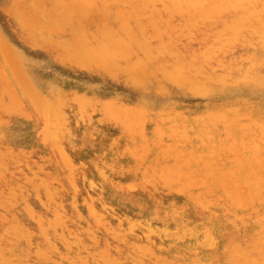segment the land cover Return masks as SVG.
<instances>
[{"label":"rangeland","instance_id":"374dc122","mask_svg":"<svg viewBox=\"0 0 264 264\" xmlns=\"http://www.w3.org/2000/svg\"><path fill=\"white\" fill-rule=\"evenodd\" d=\"M37 3L40 4L41 7H43L44 11H46L47 13H52L54 10L53 6L55 3V0H0V37L3 40V41H1V39H0V41H1L0 42L1 43L0 44V72H1L0 73V76H1L0 82L2 80V83H3V85H2V83H0V93H1L0 94V104L2 103L0 105V110H1L0 111V140L2 138V140H1L2 142L0 141L1 142L0 145H2V147L0 146V150H1L0 156H2V157H0V192H1L0 193V202L2 203V204L0 203V205H1L0 206V217H1L0 218V264H19V263L20 264H82V262H83V264L84 263L85 264H95V263L96 264H115L116 259L118 261V263L116 262V264H131V263H129L130 259L127 256H125V254H122L120 252V248H122V245H123L122 242H120L119 236H117V233L120 230H121L120 232L122 233L123 237L125 236L123 239L126 242L130 243L132 246H135L137 248L146 249L149 252V254L146 258L148 259L150 264H159L158 262H160V264H181V263L182 264H188V263L189 264H216V263L217 264H222V263L223 264H227V263L228 264H241L242 263L243 264V256H241L237 251L239 245L241 244L237 236H235L232 233L219 231L216 228H214V229L212 228L210 231L204 230L203 228H201V226L199 228V226H197V225L193 226L192 232H184L185 229L180 228V222L179 221L175 222L174 216L171 213L172 210H175L178 214V219L179 220L181 219L180 221H183V222L186 221L185 223H188V219L192 215V211H191L192 206H193L192 205V201H193L192 197L197 198V200H200L201 197L203 198L205 196H212V193L215 194V192H218V191H222L224 193V199H231V198H235V197H239V196L241 197L243 195L242 184H239L238 182H236L234 185H232L231 183H226L224 181V178L222 179V177L220 176L221 172L226 170V166L228 164L233 163L229 159L230 157L227 156L228 154L224 152L219 156V160H216V159L212 160L211 162H213L216 165V166H214L215 168H213L212 170H216V172L212 173L211 175L210 174L207 176L205 175L206 177L203 176L198 184H194V183H196V181L193 180V176L186 177L183 179L181 178L179 180L180 182L177 180V178L173 179L172 182H170L169 167L171 165H175L176 163L181 164V161H184V159H183L184 157L178 158L176 156H172L173 157L172 158L171 156H168L169 155L168 153H164L168 148H171L170 146H172L174 143L170 139H160L161 141H159L157 143L154 142V143L150 144V141H151L150 137L154 134L153 130H152L153 128H151L154 126L153 123H151V122H153L152 116H151L152 114L149 115L150 113H148L147 117L143 118L140 121L138 126H136V123H137L136 122L137 121L136 115L139 111L142 112L143 111L142 109L148 110L150 108V110L155 111V110H158L159 108H162V106L165 104L169 105V103L173 107L183 108L185 110L189 109V110H187L188 113H194V112L197 113V112H200V111L207 109V108H211V107H215V106L216 107L221 106L224 103H232V105H239V107L241 106L238 109V111H240V117H243L242 118V121H243L247 118V114H248V112L251 111V109L252 110L253 109L260 110L264 107V96L261 97V95H259L258 92L252 88L242 86V87L238 88L236 90V92H234V94H232V95H230V94H221V95L215 94V95H212L209 97L202 98L203 96L194 95V93L192 92L193 91L192 88L189 89L191 86H190V84H187L188 81L184 82L183 83L184 85L179 86V88L175 87V85H173L172 83L170 84V82H168L167 79H164V76L160 72H158L156 69H153V68H150L149 71L144 72V73L143 72L139 73L136 71V73L134 72L135 74L131 76L130 73L124 72L122 70H112L111 72H108L107 69H105V67H103V66L102 67L97 66V65H95L94 67L90 66L87 64V62L92 57V54H90V53H92L91 49H90L91 50L90 51L88 48L84 52L83 57L85 59L82 56H79L77 58H71V57L65 55L64 52H62L60 50V47H58L56 43L61 42L62 40L63 41L72 40L73 41L72 43H77L78 37L85 36L87 38L92 33H95V31L99 30V28L104 23L108 22L111 24L114 20V12L116 11V7H114V5H112V4H108V5H104V6H102L100 4H95V5H93V8L90 7L91 9L89 8L86 11L77 12L70 18V20L68 21V23L64 27H61L59 32H53V34H51V36L48 39H46V41H44V40H41L40 36H38L37 34H35L34 37H32V33L30 32V30H28L29 28H27L24 25V20L26 18H27L26 20H29L31 23H33V24L36 23V18H38V15L36 13V8L38 7ZM12 6H13V8H12ZM83 12L86 15H84ZM19 15H22V16L18 17ZM95 18H96V20H95ZM89 20H90V22H89ZM83 24H84V26H83ZM85 27H86V29H85ZM61 37H63V38H61ZM28 38H29L30 42L28 41ZM184 43L185 42L183 41L181 45H183ZM3 46H7L6 48L7 49L9 48V50L12 52V54H15L14 56L19 58V61L17 63L18 64L20 63L25 68L24 69L22 67L24 70L20 69L21 71H24V76L21 77V75H23L22 73L18 74V71L14 69V67L16 65L11 64L9 60H8L9 64H11L12 67L7 65V63H6L7 60L5 61L4 54H2L3 53L2 51H4V52L6 51V49H4ZM10 51H6L7 53L5 52V54H8V53L10 54L11 53ZM10 56H12V59H13V55H10ZM5 57H6V55H5ZM30 58H32V59H30ZM15 60H17V59H15ZM1 61L3 64L1 63ZM25 62H27V63H25ZM15 63H16V61H14V64ZM36 67H37V69H36ZM14 70L16 72V74L14 73L16 75V77L20 75L19 76V77H21V78H19L20 80L17 79L18 77L15 78V76L13 74ZM20 70H19V72H21ZM98 71H99V73H98ZM117 71H119V73ZM95 72H96V74H95ZM26 73H28V75ZM25 74H26V76L31 78L33 83L37 82L36 84H34V86L37 85L38 83H39V85L35 86L36 88L33 87L32 82H30L31 81L30 78L25 77ZM34 74H35V76H34ZM101 74H102V76H101ZM123 74H125V75H123ZM143 74L144 75L146 74L149 77H147L146 75H145L146 76L145 77ZM49 77H51V78H49ZM135 77H136V81H133ZM142 77H145L146 79H144ZM23 78L24 79L26 78V79L23 80ZM131 78H133V79H131ZM160 78H162V79H160ZM49 79H51V80L48 82ZM53 79H54V81H53ZM100 79L102 82L100 81ZM138 79H140V81ZM21 80H22V83H21ZM28 80H30L29 82L31 84L28 82ZM157 80H159V81H157ZM118 81H120V82H118ZM6 82L8 83L7 86H9L8 88L10 89L7 91L8 93L4 90L5 89L4 87L6 86ZM150 82L152 85L150 84ZM127 83H128V85H126ZM46 84H48V85H46ZM92 86H94V87H92ZM184 86L186 87L185 89H184ZM1 87L4 91L1 89ZM22 87L25 90L21 89ZM30 87L32 88L31 91H34L33 93H31L29 91L31 89ZM39 87H40V90H37V89H39ZM145 87H147V88H145ZM180 87H182V88H180ZM16 89H18V90H16ZM35 89H36V91H35ZM24 91L30 92L31 97L35 93V96L30 98L28 96V92L25 93ZM154 91L157 93H155ZM187 91H191V92H187ZM39 92H41V94ZM52 92H53V94H51ZM161 92H163V93H161ZM24 93L27 94L25 96V98H24V95H25ZM2 94H3L5 99L3 98ZM8 94H11V95L13 94L14 96H11L12 97L11 98ZM45 94H47V95H45ZM38 95H40L39 96L40 98L39 97L37 98ZM89 95H91V96H89ZM48 96H49V98H48ZM21 97H22V99H21ZM43 97L47 99L46 101H52L55 99H60V101H62V100L63 101H62V103H60V105H58L59 107L56 106L55 108H53V106H51V108H50L51 110L49 111V113H47L48 108L46 107V105L45 106L43 105L42 107L40 105L36 106L37 104H39L41 102V99ZM15 98L17 99V102H16V100H14ZM29 98L32 100H30ZM9 99H11L14 102L13 103H12V101L10 102ZM68 99H70V100H68ZM139 100H141L142 103ZM42 101H44V103H46L45 100H42ZM3 102H4V104H3ZM32 102H35L36 107H34ZM74 102H76L77 104ZM81 102H83L85 105L82 103L83 106H81L82 105ZM7 104H8V106H7ZM61 104H62V106H61ZM64 104H66V105L64 106ZM91 104H93V105H91ZM212 104H214V105H212ZM245 104H247V105H245ZM14 105H16V106H14ZM242 105H244V106H242ZM43 107H45L47 109L45 110V108H43ZM63 107L64 108L66 107V109H63ZM10 108H11V110H10ZM99 109L102 111L99 112L100 111ZM33 110H35V111H33ZM18 111H19V113H18ZM52 111L54 112V114L52 113ZM82 112H84L85 116ZM97 112L100 115L101 114L102 115L100 116ZM123 112L124 113L126 112V113L124 114ZM45 114H46V116H45ZM1 115L4 117H2ZM52 115H53V117H51ZM110 115H112V116H110ZM130 115H131V117H130ZM133 116H136V118L135 117L133 118ZM263 116H264V114H263ZM92 117L95 120L92 119ZM120 117H122L121 120H120ZM51 118H52V120H51ZM127 118H129V119L126 120ZM46 119H48V120H46ZM149 119L151 120V122ZM5 120H7V121H5ZM18 120H19V122H18ZM84 121H86V122H84ZM95 122L98 124H96ZM46 124H47V127H45ZM8 125H9V127H8ZM13 125H14V127H13ZM52 127H54V128H52ZM41 131H42V133H41ZM126 131H127V133H126ZM139 131L141 133H139ZM23 132H25V134ZM90 133H91V135H90ZM30 134H32V135L30 136ZM1 135H3V136H1ZM142 135L144 136V138ZM34 136H37V137H34ZM41 136L44 138H42ZM65 136L66 137L69 136V137L66 138ZM79 139H80V141H79ZM63 141L65 142V144ZM71 141H72V143H71ZM3 143H4V145H3ZM34 143H36V144H34ZM68 143H70V144H68ZM134 143H135V145H133ZM66 144L69 147H66ZM38 146H39V148H38ZM100 146H102V147H100ZM152 148L154 150H152ZM94 149H95V151H94ZM113 150L115 153L113 152ZM151 150H152V152H151ZM30 151H31V153H30ZM9 152H10V154H9ZM23 152L25 155H23ZM153 152H155L156 154ZM158 155H160V156H158ZM129 156H131V157H129ZM92 157H94V158H92ZM125 157H127V158H125ZM10 158H12V160ZM111 158H113V159H111ZM119 158H120V160H119ZM247 158L248 157H245V159H244V157H243L244 160H240L241 161L240 164L244 165V163H246L245 161ZM171 160H173V161H171ZM86 161H88V162H86ZM168 161L170 162V164ZM242 161H244V162H242ZM14 162H15V164H14ZM93 162H95V163H93ZM97 162H98V164H96ZM117 162H118V164H117ZM133 162H135V163H133ZM101 163L103 164V166ZM77 164H79V165L77 166ZM134 164H136V165H134ZM28 166H30L32 169L30 167H29L30 168L29 169ZM152 166H154V167H152ZM124 168H126V169H124ZM52 169L54 172L52 171ZM93 169L95 170V172ZM120 170H121V172H120ZM127 170L129 173L127 172ZM144 170H146L147 172ZM71 171H73V172H71ZM4 172H5V174H4ZM36 173H37V176H36ZM3 175H5V176H3ZM55 177H56V179H55ZM68 177H69V179L70 178H72V179L68 180ZM100 177H101V180H100ZM84 178L86 180H84ZM139 178H140V180H139ZM161 180L164 182H162ZM22 181H23V183H22ZM29 181H30V183H29ZM58 181H60L61 183ZM190 181H192L193 183ZM104 183H105V185H104ZM169 183H170V185H168ZM190 183H192V184H190ZM38 184L41 186V188L39 189L40 196L36 197L35 196L36 194L30 193V191H27V190L29 187H32V185L38 186ZM12 186L15 188H13ZM186 186L191 191L188 190L189 192H187V193H183V191H177V188L180 190V188H184V187L187 188ZM117 187L118 188L120 187V188L118 189ZM107 188H109V189H107ZM111 188L115 189V190H112ZM166 188H167V190H166ZM143 189H144V191H143ZM218 189H221V190H218ZM20 190H23V191L20 192ZM46 190H49V191L52 190L51 193L53 194V200H54L53 205L51 204L52 197H48ZM115 191H117V192H115ZM118 191H120V192H118ZM26 192H29L30 194L26 193ZM109 192H111V193H109ZM113 192H114V194H113ZM99 193H100V195H99ZM162 193H164V194H162ZM166 193H167V195H166ZM117 194L120 195L122 198L120 196H117ZM199 195H200V197H198ZM43 197H47V198L51 199L50 204L54 207H52L50 205L46 206L47 203L45 200H43ZM60 197H61V199H59ZM99 198H101V199H99ZM112 199H113V201H112ZM91 200H93L94 202L93 201L91 202ZM189 200H191V201H189ZM224 202H227V201H224ZM5 205H6V207H5ZM57 205H59L61 208L64 206L63 207L64 210L62 209V212L64 213L63 214V224H60L59 228L54 227L53 231L49 232V231L45 230L46 224L43 222V220H49L52 217L51 213H53V210L57 207ZM104 205H109L110 208L113 206L111 213L115 216H113V218H111L109 220V222H108L109 227L107 226L105 228V230H103V231L94 232V233H92L93 235L90 234V236L83 235L81 233L80 229L82 228V226L85 225V223H86L85 221H89L88 210L91 207H95L98 210H100V209H102V207ZM160 205L170 206V208H168L169 212L167 209L158 208V206H160ZM100 206H101V208H100ZM113 209H114V211H113ZM158 209H160V210H158ZM39 212H40V214H38ZM45 212H46V214H45ZM147 212H148V214H147ZM154 213L157 215H155ZM162 213H163V215H162ZM12 214H14V215H12ZM127 214H129V215H127ZM119 216H121V217H119ZM167 217H168V219H167ZM149 218H150V220H149ZM6 219L8 222L5 221ZM128 220L132 221V222L144 223L145 225L148 226V229L147 230L134 229L131 231L126 226L127 225L126 221H128ZM3 221H5V222H3ZM151 224H152V226H150ZM158 226L160 228H158ZM19 227H20V229H19ZM106 229H107V231H106ZM28 230L29 231L31 230V231L29 232ZM27 231H28V233H27ZM39 232H40V234H39ZM105 232H107L108 234ZM216 232H217V234H216ZM134 233H136V234H134ZM169 233H170V235H168ZM24 234H25V236H24ZM3 236H6V237H3ZM214 236H216V237H214ZM43 237H45V238H43ZM57 237H58V240H57ZM165 237L166 238L169 237L168 241ZM3 238H5V239H3ZM192 238H195V239L193 240ZM74 239L76 241H74ZM81 239H82V241H81ZM159 239H161V240H159ZM77 240H78V242H77ZM249 240H253V239L249 238L247 240L248 244H249ZM6 241H8L9 243ZM46 241L48 243H46ZM177 242H178V244H177ZM115 243H117V244H115ZM148 243H150V244H148ZM152 243H153V245H152ZM184 243H186V244H184ZM85 244L88 246V248H87V246H85ZM92 244H94V245H92ZM22 245H23V247H22ZM41 246H43V247H41ZM18 247H21V248L19 249ZM179 247H181V248H179ZM229 247H230V249H229ZM10 249H12V250H10ZM182 249H184V250H182ZM205 249H206V251H204ZM67 251H68V255H66ZM189 251L191 253H189ZM220 251H222V252H220ZM29 252L31 254H29ZM55 253H56V255H53ZM85 254H86V256H85ZM89 254H91V255H89ZM92 254H93V256H92ZM181 254L184 256H182ZM19 256H21V257H19ZM212 256H214V257L212 258ZM226 256H228V257H226ZM252 256H256V254H253ZM38 257H41V258L39 259ZM58 257L61 260H59ZM237 258H239V259H237ZM20 259L23 261L20 262L21 261ZM105 259H107V260H105ZM154 259L156 262L154 261ZM210 259H211V261H210ZM231 259L232 260L234 259L235 261L234 260L232 261ZM49 260H50V262H49ZM203 260H204V262H203ZM41 261H43V262H41ZM70 261H72V262H70ZM80 261H82V262H80ZM231 262H233V263H231Z\"/></svg>","mask_w":264,"mask_h":264},{"label":"bare ground","instance_id":"6f19581e","mask_svg":"<svg viewBox=\"0 0 264 264\" xmlns=\"http://www.w3.org/2000/svg\"><path fill=\"white\" fill-rule=\"evenodd\" d=\"M102 6L112 4L116 7L114 20L110 24L104 23L99 30L92 33L87 38L80 36L77 43L66 40L56 43L65 55L71 58L83 57L84 52L89 48L92 50V57L87 64L90 66H103L108 72L112 70H122L134 75L137 72H147L150 68L160 72L164 79L175 87L190 84L192 92L196 96L209 97L215 94H234L240 87H249L264 96V0H55L52 13L44 11L43 7L37 3L36 23L24 20V25L29 28L32 37L35 34L41 40L46 41L53 32H59L70 18L77 12L86 11L93 5ZM136 4V5H135ZM13 8V6H12ZM26 8V7H25ZM90 8V9H91ZM94 10V9H93ZM102 10V9H101ZM112 10V9H111ZM54 13V14H53ZM84 13V12H83ZM104 13V12H103ZM15 14V13H14ZM84 15H86L84 13ZM94 15V14H93ZM96 15V14H95ZM22 15H19L20 17ZM95 17V16H94ZM97 17V16H96ZM100 17V16H99ZM98 18V17H97ZM101 18V17H100ZM13 19V18H12ZM14 20V19H13ZM96 20V18H95ZM79 22V21H78ZM83 22V21H82ZM81 22V23H82ZM90 22V20H89ZM88 22V23H89ZM74 23V22H73ZM96 24V23H95ZM76 25V24H75ZM84 26V24H83ZM87 27V26H86ZM85 27V29H86ZM20 28V27H19ZM93 29V28H92ZM91 29V30H92ZM25 30V29H24ZM88 30V29H87ZM27 33V32H26ZM77 33V32H76ZM81 34V33H80ZM63 38V37H61ZM1 39V37H0ZM1 41H3L1 39ZM0 41V42H1ZM29 41V38H28ZM39 41V40H38ZM185 42L183 45L182 42ZM30 42V41H29ZM45 43V42H44ZM1 44V43H0ZM54 44V43H53ZM49 46V45H48ZM7 46H3L6 51H10ZM35 48V47H34ZM3 49V50H4ZM13 49V48H12ZM90 50V51H91ZM5 51V52H6ZM43 51V50H42ZM48 51V50H47ZM4 54L7 65H16L15 70L24 76L25 68L19 63V58L12 52ZM50 52V51H49ZM7 53V52H6ZM41 53V52H40ZM47 53V52H46ZM88 53V52H87ZM86 53V54H87ZM43 54V53H42ZM6 55V57H5ZM13 55V59L12 56ZM9 58H8V57ZM11 57V58H10ZM17 60H15V59ZM28 58V57H27ZM61 58V57H60ZM84 58V57H83ZM32 59V58H30ZM85 59V58H84ZM11 64H9V61ZM13 60V61H12ZM14 61L16 63L14 64ZM75 61V60H74ZM34 62V61H33ZM65 62V61H64ZM2 63V61H1ZM27 63V62H25ZM36 63V62H35ZM54 63V62H53ZM3 64V63H2ZM19 66H18V65ZM29 64V63H28ZM55 64V63H54ZM21 65V66H20ZM27 65V64H26ZM30 65V64H29ZM40 65V64H39ZM148 66V67H147ZM24 69H23V68ZM28 67V66H27ZM68 67V66H67ZM72 67V66H71ZM34 68V67H33ZM77 68V67H76ZM87 68V67H86ZM148 68V69H147ZM21 72H19V70ZM32 69V68H31ZM37 69V67H36ZM48 69V68H47ZM97 69V68H96ZM99 69V68H98ZM13 72V74L16 72ZM52 70V69H51ZM101 70V69H100ZM152 70V69H151ZM28 71V70H27ZM34 71V70H33ZM26 72V71H25ZM119 73V71H117ZM135 72V73H134ZM152 72V71H151ZM1 73V72H0ZM99 73V71H98ZM154 73V72H153ZM14 74L15 78L21 77ZM17 74V75H18ZM28 75V73H26ZM25 77L30 78L28 76ZM58 74V73H57ZM96 74V72H95ZM122 74V73H121ZM149 74V73H148ZM52 75V74H51ZM59 75V74H58ZM90 75V74H89ZM107 75V74H106ZM125 75V74H123ZM137 75V74H136ZM144 75V74H143ZM146 75V74H145ZM144 75V76H145ZM161 75V76H162ZM35 76V74H34ZM54 76V75H53ZM102 76V74H101ZM147 76V75H146ZM145 76V77H146ZM1 77V76H0ZM52 77V76H51ZM49 77V78H51ZM99 77V76H98ZM145 77H142L146 79ZM149 77V76H147ZM160 77V76H159ZM124 78V77H123ZM151 78V77H150ZM26 79V78H25ZM23 78V80H25ZM133 79V78H131ZM162 79V78H160ZM4 80V79H3ZM20 80V79H19ZM31 80V78H30ZM28 80V82L30 81ZM44 80V79H43ZM51 79L48 80V82ZM106 80V79H105ZM111 80V79H110ZM127 80V79H126ZM140 81V79H138ZM5 81V80H4ZM54 81V79H53ZM101 81V79H100ZM133 81H136V77ZM159 81V80H157ZM164 81V80H163ZM166 81V82H167ZM32 82V80L30 81ZM29 82V83H30ZM35 82V81H34ZM47 82V83H48ZM63 82V81H62ZM70 82V81H69ZM102 82V81H101ZM120 82V81H118ZM123 82V81H122ZM2 83V80L1 82ZM22 83V80H21ZM24 83V82H23ZM37 83V82H36ZM39 85V83L37 85ZM52 83V82H51ZM55 83V82H54ZM64 83V82H63ZM82 83V82H81ZM117 83V82H116ZM146 83V82H145ZM31 84V83H30ZM72 84V83H71ZM84 84V83H83ZM135 84V83H134ZM151 84V82H150ZM3 85V83H2ZM4 87L7 92L10 90ZM19 85V84H18ZM48 85V84H46ZM128 85V83L126 84ZM149 85V84H148ZM152 85V84H151ZM157 85V84H156ZM58 86V85H57ZM84 86V85H83ZM96 86V85H95ZM130 86V85H129ZM164 86V85H163ZM32 87V86H31ZM30 87V88H31ZM49 87V86H48ZM94 87V86H92ZM133 87V86H132ZM137 87V86H136ZM158 87V86H157ZM156 87V88H157ZM36 88V87H35ZM38 88V87H37ZM88 88V87H87ZM91 88V87H90ZM115 88V87H114ZM147 88V87H145ZM164 88V87H163ZM182 88V87H180ZM186 87L184 86V89ZM2 89V87H1ZM7 89V90H6ZM23 89V87L21 88ZM97 89V88H96ZM136 89V88H135ZM3 90V89H2ZM3 90V91H4ZM18 90V89H16ZM25 90V89H23ZM32 88L29 90L31 93ZM40 90V87L39 89ZM50 90V89H49ZM74 90V89H73ZM72 90V91H73ZM146 90V89H145ZM153 90V89H152ZM156 90V89H155ZM36 91V89H35ZM42 91V90H41ZM47 91V90H46ZM63 91V90H62ZM2 92V91H1ZM17 92V91H16ZM25 92V91H24ZM28 92V91H26ZM25 92V93H26ZM30 92L28 96L31 97ZM56 92V91H55ZM143 92V91H142ZM155 92V91H154ZM181 92V91H180ZM191 92V91H187ZM3 93V92H2ZM8 93V92H7ZM24 93V94H25ZM41 94V92H39ZM69 93V92H68ZM115 93V92H114ZM157 93V92H155ZM163 93V92H161ZM167 93V92H166ZM1 94V93H0ZM38 94V93H37ZM53 94V92L51 93ZM67 94V93H66ZM93 94V93H92ZM182 94V93H181ZM10 97L13 94H8ZM27 94L24 95V98ZM43 95V94H42ZM47 95V94H45ZM3 96V94H2ZM1 96V97H2ZM6 96V95H5ZM20 96V95H19ZM40 95L37 96V98ZM44 96V95H43ZM71 96V95H70ZM91 96V95H89ZM93 96V95H92ZM168 96V95H167ZM191 96V95H190ZM189 96V97H190ZM64 97V96H63ZM62 97V98H63ZM115 97V96H114ZM192 97V96H191ZM195 97V96H194ZM4 98V96H3ZM2 98V99H3ZM12 98V97H11ZM14 98V97H13ZM29 98V99H30ZM40 98V97H39ZM49 98V96H48ZM56 98V97H55ZM111 98V97H110ZM5 99V98H4ZM22 99V97H21ZM100 99V98H99ZM7 100V99H6ZM10 102L12 101L9 99ZM14 100L17 99L15 98ZM26 100V99H25ZM32 100V99H30ZM45 100L46 103H44ZM42 98L39 104L32 102L34 107L51 106L55 108L62 101L55 99L46 101ZM70 100V99H68ZM73 100V99H72ZM104 100V99H103ZM8 101V100H7ZM34 101V100H33ZM125 101V100H124ZM128 101V100H127ZM141 102V100H139ZM238 101V100H237ZM241 101V100H240ZM14 101H12L13 103ZM28 102V101H27ZM91 102V101H90ZM253 102V101H252ZM66 103V102H65ZM76 103V102H74ZM73 103V104H74ZM83 102H81L82 104ZM92 103V102H91ZM119 103V102H118ZM127 103V102H126ZM136 103V102H135ZM142 103V102H141ZM241 103V102H240ZM2 104V103H1ZM0 104V105H1ZM4 104V102H3ZM15 104V103H14ZM18 104V103H17ZM22 104V103H21ZM77 104V103H76ZM84 104V103H83ZM83 104L81 106H83ZM174 104V103H173ZM36 105V106H35ZM66 104H64L65 106ZM85 105V104H84ZM93 105V104H91ZM99 105V104H98ZM134 105V104H133ZM214 105V104H212ZM247 105V104H245ZM8 106V104H7ZM10 106V105H9ZM16 106V105H14ZM62 106V104H61ZM96 106V105H95ZM131 106V105H130ZM147 106V105H146ZM244 106V105H242ZM250 106V105H249ZM59 107V106H58ZM85 107V106H84ZM101 107V106H100ZM241 107V106H240ZM239 105L224 103L218 107L204 109L197 113H188L183 108L173 107L170 103L165 104L158 110L142 109L137 113V123L147 117L152 116L153 135L150 137L151 143H157L160 139H170L174 143L164 153L168 156L184 157L181 164L176 163L169 167L170 182L173 179L179 181L181 178L193 176L194 184H198L203 176L216 172L212 170L216 166L212 160H219L222 153H227L232 164L226 166V170L220 176L226 183L234 185L236 182L242 184L243 195L231 199H224L222 191L212 193V196L201 197L200 200L192 197V215L188 223L180 221L178 214L172 210L175 222H180V228L184 232H192L193 226H201L204 230L216 228L219 231L232 233L238 237L240 245L238 253L243 256V264H264V107L260 110L251 109L247 118L242 121L240 117ZM253 107V106H252ZM98 108V107H97ZM254 108V107H253ZM9 109V108H8ZM13 109V108H12ZM34 109V108H33ZM42 109V108H41ZM63 109H66V107ZM103 109V108H102ZM113 109V108H112ZM147 109V108H146ZM243 109V108H242ZM248 109V108H247ZM11 110V108H10ZM31 110V109H30ZM58 110V109H57ZM97 110V109H96ZM100 110V109H99ZM1 111V110H0ZM5 111V110H4ZM35 111V110H33ZM59 111V110H58ZM61 111V110H60ZM75 111V110H74ZM98 111V110H97ZM100 110L99 112H101ZM114 111V110H113ZM25 112V111H24ZM39 112V111H38ZM86 112V111H85ZM120 112V111H119ZM122 112V111H121ZM19 113V111H18ZM54 114V112L52 111ZM84 114V112H82ZM93 113V112H92ZM98 113V112H97ZM124 113V112H123ZM126 113V112H125ZM124 113V114H125ZM26 114V113H25ZM99 114V113H98ZM119 114V113H118ZM128 114V113H127ZM242 114V113H241ZM245 114V113H244ZM4 115V114H3ZM7 115V114H6ZM12 115V114H11ZM69 115V114H68ZM72 115V114H71ZM78 115V114H77ZM100 115V114H99ZM102 115V114H101ZM100 115V116H101ZM2 116V115H1ZM8 116V115H7ZM14 116V115H13ZM38 116V115H37ZM42 116V115H41ZM46 116V114H45ZM63 116V115H62ZM85 116V114H84ZM112 116V115H110ZM118 116V115H117ZM128 116V115H127ZM136 116H133V118ZM4 117V116H2ZM12 117V116H11ZM15 117V116H14ZM53 117V115L51 116ZM57 117V116H56ZM126 117V116H125ZM131 117V115H130ZM7 118V117H6ZM21 118V117H20ZM44 118V117H43ZM42 118V119H43ZM69 118V117H68ZM74 118V117H73ZM122 117H120L121 120ZM58 119V118H57ZM78 119V118H77ZM90 119V118H89ZM92 119H94L92 117ZM127 118L126 120H128ZM48 120V119H46ZM52 120V118H51ZM95 120V119H94ZM7 121V120H5ZM116 121V120H115ZM19 122V120H18ZM44 122V121H43ZM86 122V121H84ZM88 122V121H87ZM94 122V121H93ZM100 122V121H99ZM103 122V121H102ZM101 122V123H102ZM63 123V122H62ZM96 123V122H95ZM111 123V122H110ZM115 123V122H114ZM124 123V122H123ZM5 124V123H4ZM98 124V123H96ZM107 124V123H106ZM3 125V124H2ZM43 125V124H42ZM65 125V124H64ZM69 125V124H68ZM81 125V124H80ZM85 125V124H84ZM120 125V124H119ZM124 125V124H123ZM4 126V125H3ZM7 126V125H6ZM22 126V125H21ZM86 126V125H85ZM105 126V125H104ZM122 126V125H121ZM120 126V127H121ZM127 126V125H126ZM131 126V125H130ZM9 127V125H8ZM14 127V125H13ZM32 127V126H31ZM30 127V128H31ZM47 127V124L46 126ZM63 127V126H62ZM87 127V126H86ZM85 127V128H86ZM100 127V126H99ZM54 128V127H52ZM60 128V127H59ZM75 128V127H74ZM9 129V128H8ZM64 129V128H63ZM78 129V128H77ZM91 129V128H90ZM145 129V128H144ZM3 130V129H2ZM24 130V129H23ZM58 130V129H57ZM70 130V129H69ZM124 130V129H123ZM130 130V129H129ZM134 130V129H133ZM13 131V130H12ZM52 131V130H51ZM63 131V130H62ZM94 131V130H93ZM92 131V132H93ZM135 131V130H134ZM6 132V131H5ZM18 132V131H17ZM44 132V131H43ZM53 132V131H52ZM64 132V131H63ZM71 132V131H70ZM25 134V132H23ZM40 133V132H39ZM42 133V131H41ZM100 133V132H99ZM127 133V131H126ZM139 133H141L139 131ZM145 133V132H144ZM58 134V133H57ZM68 134V133H67ZM102 134V133H101ZM121 134V133H120ZM130 134V133H129ZM133 134V133H132ZM152 134V133H151ZM22 135V134H21ZM32 134H30L31 136ZM59 135V134H58ZM66 135V134H65ZM78 135V134H77ZM91 135V133H90ZM95 135V134H94ZM98 135V134H97ZM96 135V136H97ZM3 136V135H1ZM24 136V135H23ZM26 136V135H25ZM45 136V135H44ZM48 136V135H47ZM46 136V137H47ZM50 136V135H49ZM64 136V135H63ZM62 136V137H63ZM100 136V135H99ZM137 136V135H136ZM143 136V135H142ZM141 136V137H142ZM37 137V136H34ZM42 137V136H41ZM61 137V138H62ZM66 137V136H65ZM67 136L66 138H68ZM71 137V136H70ZM120 137V136H119ZM127 137V136H126ZM140 137V136H139ZM148 137V136H147ZM5 138V137H4ZM3 138V139H4ZM44 138V137H42ZM60 138V137H59ZM84 138V137H83ZM99 138V137H98ZM101 138V137H100ZM103 138V137H102ZM107 138V137H106ZM135 138V137H134ZM144 138V136H143ZM51 139V138H50ZM74 139V138H73ZM85 139V138H84ZM83 139V140H84ZM97 139V138H96ZM108 139V138H107ZM119 139V138H118ZM2 140V138H1ZM0 140V141H1ZM40 140V139H39ZM48 140V139H47ZM61 140V139H60ZM65 140V139H64ZM69 140V139H68ZM82 140V139H81ZM86 140V139H85ZM103 140V139H102ZM148 140V139H147ZM24 141V140H23ZM35 141V140H34ZM70 141V140H69ZM78 141V140H77ZM80 141V139H79ZM2 142V141H1ZM0 142V144H1ZM26 142V141H25ZM62 142V141H61ZM64 142V141H63ZM84 142V141H83ZM127 142V141H126ZM136 142V141H135ZM164 142V141H163ZM7 143V142H6ZM31 143V142H30ZM42 143V142H41ZM45 143V142H44ZM50 143V142H49ZM57 143V142H56ZM72 143V141H71ZM93 143V142H92ZM100 143V142H99ZM123 143V142H122ZM137 143V142H136ZM36 144V143H34ZM40 144V143H39ZM51 144V143H50ZM65 144V142H64ZM70 144V143H68ZM85 144V143H84ZM112 144V143H111ZM115 144V143H114ZM113 144V145H114ZM125 144V143H124ZM149 144V143H148ZM4 145V143H3ZM87 145V144H86ZM105 145V144H104ZM118 145V144H117ZM135 145V143L133 144ZM2 147V145H0ZM60 146V145H59ZM58 146V147H59ZM116 146V145H115ZM123 146V145H122ZM4 147V146H3ZM15 147V146H14ZM50 147V146H49ZM52 147V146H51ZM66 147L67 146L66 144ZM85 147V146H84ZM92 147V146H91ZM102 147V146H100ZM158 147V146H157ZM36 148V147H35ZM39 148V146H38ZM73 148V147H72ZM82 148V147H81ZM124 148V147H123ZM4 149V148H3ZM28 149V148H27ZM43 149V148H42ZM51 149V148H50ZM56 149V148H55ZM70 149V148H69ZM100 149V148H99ZM106 149V148H105ZM40 150V149H39ZM127 150V149H126ZM140 150V149H139ZM152 150H154L152 148ZM151 150V152H152ZM1 151V150H0ZM3 151V150H2ZM20 151V150H19ZM43 151V150H42ZM57 151V150H56ZM90 151V150H89ZM95 151V149H94ZM118 151V150H117ZM150 151V150H149ZM148 151V152H149ZM156 151V150H155ZM161 151V150H160ZM45 152V151H44ZM52 152V151H51ZM76 152V151H75ZM114 152V150H113ZM162 152V151H161ZM4 153V152H3ZM26 153V152H25ZM31 153V151H30ZM42 153V152H41ZM66 153V152H65ZM91 153V152H90ZM107 153V152H106ZM115 153V152H114ZM117 153V152H116ZM124 153V152H123ZM155 153V152H153ZM10 154V152H9ZM14 154V153H13ZM59 154V153H58ZM87 154V153H86ZM85 154V155H86ZM93 154V153H92ZM149 154V153H148ZM156 154V153H155ZM1 155V154H0ZM19 155V154H18ZM17 155V156H18ZM23 155L24 152H23ZM47 155V154H46ZM53 155V154H52ZM94 155V154H93ZM120 155V154H119ZM126 155V154H125ZM76 156V155H75ZM106 156V155H105ZM111 156V155H110ZM160 156V155H158ZM2 157V156H0ZM22 157V156H21ZM20 157V158H21ZM113 157V156H112ZM131 157V156H129ZM244 165L240 160H244ZM4 158V157H3ZM40 158V157H39ZM49 158V157H48ZM47 158V159H48ZM61 158V157H60ZM94 158V157H92ZM127 158V157H125ZM173 158V157H172ZM232 158V159H231ZM12 160V158H10ZM15 159V158H14ZM26 159V158H25ZM38 159V158H37ZM45 159V158H44ZM62 159V158H61ZM110 159V158H109ZM113 159V158H111ZM97 160V159H96ZM115 160V159H114ZM120 160V158H119ZM135 160V159H134ZM133 160V161H134ZM137 160V159H136ZM168 160V159H167ZM175 160V159H174ZM7 161V160H6ZM5 161V162H6ZM16 161V160H15ZM43 161V160H42ZM45 161V160H44ZM102 161V160H101ZM107 161V160H106ZM110 161V160H109ZM173 161V160H171ZM228 161V160H227ZM56 162V161H55ZM88 162V161H86ZM119 162V161H118ZM117 162V164H118ZM126 162V161H125ZM138 162V161H137ZM161 162V161H160ZM166 162V161H165ZM169 162V161H168ZM180 162V161H179ZM244 162V161H242ZM38 163V162H37ZM48 163V162H47ZM95 163V162H93ZM135 163V162H133ZM163 163V162H162ZM167 163V162H166ZM226 163V162H225ZM4 164V163H3ZM15 164V162H14ZM55 164V163H54ZM80 164V163H79ZM77 164V166L79 165ZM90 164V163H89ZM98 164V162L96 163ZM102 164V163H101ZM111 164V163H110ZM120 164V163H119ZM137 164V163H136ZM134 164V165H136ZM160 164V163H159ZM170 164V162H169ZM13 165V164H12ZM129 165V164H128ZM127 165V166H128ZM3 166V165H2ZM19 166V165H18ZM17 166V167H18ZM103 166V164H102ZM120 166V165H119ZM126 166V165H125ZM132 166V165H131ZM7 167V166H6ZM14 167V166H13ZM30 166H28L29 168ZM43 167V166H42ZM66 167V166H65ZM100 167V166H99ZM129 167V166H128ZM136 167V166H135ZM149 167V166H148ZM154 167V166H152ZM166 167V166H165ZM16 168V167H15ZM20 168V167H19ZM31 168V167H30ZM29 168V169H30ZM52 168V167H51ZM92 168V167H91ZM119 168V167H118ZM131 168V167H130ZM133 168V167H132ZM159 168V167H158ZM32 169V168H31ZM44 169V168H43ZM61 169V168H60ZM117 169V168H116ZM126 169V168H124ZM4 170V169H3ZM40 170V169H39ZM94 170V169H93ZM147 170V169H146ZM144 170V171H146ZM157 170V169H156ZM29 171V170H28ZM53 171V169H52ZM70 171V170H69ZM100 171V170H99ZM143 171V172H144ZM3 172V171H2ZM14 172V171H13ZM18 172V171H17ZM54 172V171H53ZM68 172V171H67ZM73 172V171H71ZM70 172V173H71ZM90 172V171H89ZM95 172V170H94ZM113 172V171H112ZM119 172V171H118ZM121 172V170H120ZM128 172V170H127ZM147 172V171H146ZM145 172V173H146ZM151 172V171H150ZM10 173V172H9ZM31 173V172H30ZM129 173V172H128ZM133 173V172H132ZM149 173V172H148ZM5 174V172H4ZM108 174V173H107ZM122 174V173H121ZM164 174V173H163ZM169 174V173H168ZM167 174V175H168ZM22 175V174H21ZM32 175V174H31ZM92 175V174H91ZM90 175V176H91ZM94 175V174H93ZM153 175V174H152ZM5 176V175H3ZM2 176V177H3ZM17 176V175H16ZM20 176V175H19ZM37 176V173H36ZM48 176V175H47ZM58 176V175H57ZM68 176V175H67ZM147 176V175H146ZM156 176V175H155ZM205 176V177H206ZM66 177V176H65ZM70 177V176H69ZM68 180L72 179L70 178ZM92 177V176H91ZM117 177V176H116ZM143 177V176H142ZM160 177V176H159ZM8 178V177H7ZM11 178V177H10ZM34 178V177H33ZM36 178V177H35ZM107 178V177H106ZM110 178V177H109ZM136 178V177H135ZM2 179V178H1ZM4 179V178H3ZM32 179V178H31ZM56 179V177H55ZM153 179V178H152ZM204 179V178H203ZM33 180V179H32ZM67 180V179H66ZM84 180H86L84 178ZM97 180V179H96ZM101 180V177H100ZM105 180V179H104ZM109 180V179H108ZM140 180V178H139ZM185 180V179H184ZM208 180V179H207ZM10 181V180H9ZM38 181V180H37ZM48 181V180H47ZM73 181V180H72ZM128 181V180H127ZM126 181V182H127ZM162 181V180H161ZM7 182V181H6ZM35 182V181H34ZM46 182V181H45ZM60 182V181H58ZM93 182V181H92ZM102 182V181H101ZM105 182V181H104ZM112 182V181H111ZM115 182V181H114ZM125 182V181H124ZM135 182V181H134ZM152 182V181H151ZM164 182V181H162ZM180 182V181H179ZM178 182V183H179ZM192 182V181H190ZM23 183V181H22ZM30 183V181H29ZM33 183V182H32ZM48 183V182H47ZM61 183V182H60ZM95 183V182H94ZM140 183V182H139ZM143 183V182H142ZM148 183V182H147ZM167 183V182H166ZM193 183V182H192ZM190 183V184H192ZM5 184V183H4ZM16 184V183H15ZM37 184V183H36ZM49 184V183H48ZM75 184V183H74ZM101 184V183H100ZM115 184V183H114ZM154 184V183H153ZM173 184V183H172ZM180 184V183H179ZM22 185V184H21ZM51 185V184H50ZM60 185V184H59ZM89 185V184H88ZM87 185V186H88ZM105 185V183H104ZM120 185V184H119ZM170 185V183L168 184ZM174 185V184H173ZM176 185V184H175ZM181 185V184H180ZM48 186V185H47ZM62 186V185H61ZM101 186V185H100ZM139 186V185H138ZM152 186V185H151ZM196 186V185H195ZM4 187V186H3ZM6 187V186H5ZM8 187V186H7ZM13 187V186H12ZM93 187V186H92ZM103 187V186H102ZM108 187V186H107ZM126 187V186H125ZM172 187V186H171ZM187 187V186H186ZM193 187V186H192ZM15 188V187H13ZM41 186L29 187L27 191L39 197ZM44 188V187H43ZM50 188V187H49ZM118 188V187H117ZM120 188V187H119ZM118 188V189H119ZM130 188V187H129ZM140 188V187H139ZM59 189V188H58ZM89 189V188H88ZM109 189V188H107ZM112 189V188H111ZM142 189V188H141ZM146 189V188H145ZM14 190V189H13ZM50 190V189H49ZM46 190L48 197H43L46 206L54 204L53 194ZM66 190V189H65ZM73 190V189H72ZM93 190V189H92ZM105 190V189H104ZM115 190V189H112ZM117 190V189H116ZM132 190V189H131ZM149 190V189H148ZM167 190V188H166ZM187 188H177V191L187 193L191 190ZM201 190V189H200ZM221 190V189H218ZM23 190H20V192ZM26 191V190H25ZM32 191V192H31ZM100 191V190H99ZM98 191V192H99ZM144 191V189H143ZM142 191V192H143ZM171 191V190H170ZM117 192V191H115ZM120 192V191H118ZM161 192V191H160ZM1 193V192H0ZM9 193V192H8ZM29 193V192H26ZM29 193V194H30ZM88 193V192H87ZM103 193V192H102ZM101 193V194H102ZM111 193V192H109ZM122 193V192H121ZM126 193V192H125ZM158 193V192H157ZM45 194V193H44ZM108 194V193H107ZM114 194V192H113ZM164 194V193H162ZM170 194V193H169ZM182 194V193H181ZM194 194V193H193ZM17 195V194H16ZM50 195V196H49ZM100 195V193H99ZM116 195V194H115ZM167 195V193H166ZM191 195V194H190ZM9 196V195H8ZM22 196V195H21ZM29 196V195H28ZM34 196V195H33ZM55 196V195H54ZM111 196V195H110ZM113 196V195H112ZM117 196H120L117 194ZM3 197V196H2ZM93 197V196H92ZM95 197V196H94ZM100 197V196H99ZM121 197V196H120ZM119 197V198H120ZM128 197V196H127ZM126 197V198H127ZM148 197V196H147ZM200 197V195L198 196ZM63 198V197H62ZM81 198V197H80ZM96 198V197H95ZM122 198V197H121ZM120 198V199H121ZM124 198V197H123ZM189 198V197H188ZM5 199V198H4ZM7 199V198H6ZM14 199V198H13ZM25 199V198H24ZM29 199V198H28ZM61 199V197L59 198ZM71 199V198H70ZM83 199V198H82ZM101 199V198H99ZM51 200V204H50ZM90 200V199H89ZM88 200V201H89ZM95 200V199H94ZM16 201V200H15ZM24 201V200H23ZM87 201V200H86ZM93 200H91L92 202ZM96 201V200H95ZM113 201V199H112ZM121 201V200H120ZM119 201V202H120ZM173 201V200H172ZM191 201V200H189ZM227 201V202H224ZM13 202V201H12ZM26 202V201H25ZM56 202V201H55ZM59 202V201H58ZM94 202V201H93ZM97 202V201H96ZM108 202V201H107ZM169 202V201H168ZM174 202V201H173ZM1 203V202H0ZM61 203V202H60ZM65 203V202H64ZM101 203V202H100ZM121 203V202H120ZM125 203V202H124ZM184 203V202H183ZM2 204V203H1ZM15 204V203H14ZM57 204V203H56ZM81 204V203H80ZM114 204V203H113ZM139 204V203H138ZM168 204V203H167ZM185 204V203H184ZM10 205V204H9ZM64 205V204H63ZM76 205V204H75ZM93 205V204H92ZM121 205V204H120ZM175 205V204H174ZM180 205V204H179ZM1 206V205H0ZM24 206V205H23ZM72 206V205H71ZM119 206V205H118ZM178 206V205H177ZM191 206V205H190ZM6 207V205H5ZM54 207V206H52ZM51 207V208H52ZM56 207V206H55ZM64 207V206H63ZM59 205L53 210L49 220H43L46 224L45 230L51 232L54 227L59 228L63 224V212ZM75 207V206H74ZM89 207V206H88ZM113 207V206H112ZM112 207L104 205L98 210L91 207L88 210L89 221L80 229L85 236L103 231L108 226V222L113 215ZM120 207V206H119ZM125 207V206H124ZM156 207V206H155ZM173 207V206H172ZM33 208V207H32ZM40 208V207H39ZM87 208V207H86ZM85 208V209H86ZM101 208V206H100ZM118 208V207H117ZM145 208V207H144ZM160 209H167L170 206L160 205ZM6 209V208H5ZM74 209V208H73ZM135 209V208H134ZM158 209V210H160ZM187 209V208H186ZM24 210V209H23ZM47 210V209H46ZM51 210V209H50ZM64 210V209H63ZM72 210V209H71ZM122 210V209H121ZM154 210V209H153ZM171 210V209H170ZM12 211V210H11ZM15 211V210H14ZM17 211V210H16ZM48 211V210H47ZM85 211V210H84ZM114 211V209H113ZM146 211V210H145ZM163 211V210H162ZM27 212V211H26ZM29 212V211H28ZM40 214V212L38 213ZM46 214V212H45ZM125 214V213H124ZM148 214V212H147ZM155 214V213H154ZM187 214V213H186ZM2 215V214H1ZM14 215V214H12ZM71 215V214H70ZM75 215V214H74ZM119 215V214H118ZM129 215V214H127ZM157 215V214H155ZM163 215V213H162ZM181 215V214H180ZM3 216V215H2ZM41 216V215H40ZM148 216V215H147ZM150 216V215H149ZM34 217V216H33ZM75 217V216H74ZM87 217V218H88ZM121 217V216H119ZM127 217V216H126ZM130 217V216H129ZM154 217V216H153ZM1 218V217H0ZM13 218V217H12ZM27 218V217H26ZM36 218V217H35ZM69 218V217H68ZM124 218V217H123ZM133 218V217H132ZM71 219V218H70ZM76 219V218H75ZM142 219V218H141ZM153 219V218H152ZM168 219V217H167ZM173 219V218H172ZM15 220V219H14ZM18 220V219H17ZM74 220V219H73ZM150 220V218H149ZM154 220V219H153ZM184 220V219H183ZM6 222L7 219L5 220ZM3 221V222H5ZM40 221V220H39ZM143 221V220H142ZM73 222V221H72ZM71 222V223H72ZM81 222V221H80ZM145 222V221H144ZM150 222V221H149ZM13 223V222H12ZM21 223V222H20ZM70 223V222H69ZM118 223V222H117ZM121 223V222H120ZM119 223V224H120ZM127 227L147 230L148 226L141 222L126 221ZM18 224V223H17ZM41 224V223H40ZM75 224V223H74ZM20 225V224H19ZM42 225V224H41ZM149 225V224H148ZM154 225V224H153ZM62 226V225H61ZM64 226V225H63ZM152 226V224L150 225ZM156 226V225H155ZM167 226V225H166ZM196 226V227H197ZM24 227V226H23ZM38 227V226H37ZM80 227V226H79ZM109 227V226H108ZM177 227V226H176ZM10 228V227H9ZM27 228V227H26ZM68 228V227H67ZM77 228V227H76ZM119 228V227H118ZM158 228H160L158 226ZM164 228V227H163ZM3 229V228H2ZM20 229V227H19ZM22 229V228H21ZM28 229V228H27ZM41 229V228H40ZM116 229V228H115ZM157 229V228H156ZM60 230V229H59ZM78 230V229H77ZM125 230V229H124ZM128 230V229H127ZM176 230V229H175ZM29 231V230H28ZM27 231V233H28ZM31 231V230H30ZM29 231V232H30ZM39 231V230H38ZM67 231V230H66ZM73 231V230H72ZM107 231V229H106ZM121 231V230H120ZM118 231L117 236L122 242L120 252L130 259L131 264H150L146 258L149 252L146 249L137 248L126 242L122 233ZM140 231V230H139ZM8 232V231H7ZM12 232V231H11ZM24 232V231H23ZM22 232V233H23ZM34 232V231H33ZM60 232V231H59ZM75 232V231H74ZM141 232V231H140ZM143 232V231H142ZM15 233V232H14ZM76 233V232H75ZM78 233V232H77ZM80 233V232H79ZM107 233V232H105ZM111 233V232H110ZM126 233V232H125ZM161 233V232H160ZM174 233V232H173ZM180 233V232H179ZM201 233V232H200ZM13 234V233H12ZM26 234V233H25ZM24 234V236H25ZM31 234V233H30ZM40 234V232H39ZM50 234V233H49ZM48 234V235H49ZM108 234V233H107ZM113 234V233H112ZM111 234V235H112ZM136 234V233H134ZM212 234V233H211ZM217 234V232H216ZM215 234V235H216ZM6 235V234H5ZM11 235V234H10ZM34 235V234H33ZM42 235V234H41ZM51 235V234H50ZM93 235V234H92ZM110 235V234H109ZM166 235V234H165ZM170 235V233L168 234ZM185 235V234H184ZM8 236V235H7ZM56 236V235H55ZM97 236V235H96ZM140 236V235H139ZM144 236V235H143ZM160 236V235H159ZM167 236V235H166ZM183 236V235H182ZM223 236V235H222ZM6 237V236H3ZM40 237V236H39ZM100 237V236H99ZM98 237V238H99ZM110 237V236H109ZM200 237V236H199ZM216 237V236H214ZM14 238V237H13ZM23 238V237H22ZM30 238V237H29ZM45 238V237H43ZM50 238V237H49ZM75 238V237H74ZM88 238V237H87ZM97 238V237H96ZM103 238V237H102ZM105 238V237H104ZM112 238V237H111ZM130 238V237H129ZM166 238V237H165ZM169 238V237H168ZM168 238L167 241H168ZM186 238V237H185ZM249 240V244L247 240ZM5 239V238H3ZM10 239V238H9ZM15 239V238H14ZM31 239V238H30ZM193 240L195 238H192ZM54 240V239H53ZM58 240V237H57ZM99 240V239H98ZM148 240V239H147ZM161 240V239H159ZM229 240V239H228ZM19 241V240H18ZM43 241V240H42ZM56 241V240H55ZM74 241H76L74 239ZM82 241V239H81ZM80 241V242H81ZM146 241V240H145ZM173 241V240H172ZM180 241V240H179ZM199 241V240H198ZM203 241V240H202ZM251 241V242H250ZM253 241V242H252ZM8 242V241H6ZM27 242V241H26ZM78 242V240H77ZM85 242V241H84ZM95 242V241H94ZM98 242V241H97ZM140 242V241H139ZM151 242V241H150ZM171 242V241H170ZM9 243V242H8ZM39 243V242H38ZM46 243H48L46 241ZM64 243V242H63ZM96 243V242H95ZM118 243V242H117ZM115 243V244H117ZM142 243V242H141ZM172 243V242H171ZM227 243V242H226ZM229 243V242H228ZM233 243V242H232ZM17 244V243H16ZM15 244V245H16ZM25 244V243H24ZM41 244V243H40ZM113 244V243H112ZM150 244V243H148ZM178 244V242H177ZM186 244V243H184ZM196 244V243H195ZM200 244V243H199ZM202 244V243H201ZM217 244V243H216ZM26 245V244H25ZM52 245V244H51ZM91 245V244H90ZM94 245V244H92ZM96 245V244H95ZM153 245V243H152ZM226 245V244H225ZM12 246V245H11ZM56 246V245H55ZM72 246V245H71ZM70 246V247H71ZM75 246V245H74ZM80 246V245H79ZM85 246H87L85 244ZM113 246V245H112ZM162 246V245H161ZM173 246V245H172ZM199 246V245H198ZM209 246V245H208ZM231 246V245H230ZM10 247V246H9ZM23 247V245H22ZM30 247V246H29ZM40 247V246H39ZM43 247V246H41ZM45 247V246H44ZM47 247V246H46ZM84 247V246H83ZM104 247V246H103ZM107 247V246H106ZM118 247V246H117ZM167 247V246H166ZM176 247V246H175ZM182 247V246H181ZM179 247V248H181ZM192 247V246H191ZM195 247V246H194ZM197 247V246H196ZM216 247V246H215ZM7 248V247H6ZM11 248V247H10ZM19 249L21 247H18ZM27 248V247H26ZM49 248V247H48ZM47 248V249H48ZM88 248V246H87ZM93 248V247H92ZM100 248V247H99ZM183 248V247H182ZM203 248V247H202ZM225 248V247H224ZM66 249V248H65ZM86 249V248H85ZM119 249V248H118ZM117 249V250H118ZM156 249V248H155ZM167 249V248H166ZM177 249V248H176ZM195 249V248H194ZM201 249V248H200ZM212 249V248H211ZM210 249V250H211ZM215 249V248H214ZM227 249V248H226ZM230 249V247H229ZM2 250V249H1ZM12 250V249H10ZM18 250V249H17ZM24 250V249H23ZM28 250V249H27ZM58 250V249H57ZM87 250V249H86ZM111 250V249H110ZM179 250V249H178ZM184 250V249H182ZM223 250V249H222ZM25 251V250H24ZM73 251V250H72ZM84 251V250H83ZM88 251V250H87ZM166 251V250H165ZM206 251V249L204 250ZM5 252V251H4ZM11 252V251H10ZM9 252V253H10ZM23 252V251H22ZM33 252V251H32ZM53 252V251H52ZM57 252V251H56ZM60 252V251H59ZM91 252V251H90ZM117 252V251H116ZM182 252V251H181ZM184 252V251H183ZM187 252V251H186ZM222 252V251H220ZM13 253V252H12ZM17 253V252H16ZM54 253V252H53ZM58 253V252H57ZM61 253V252H60ZM189 253H191L189 251ZM195 253V252H194ZM204 253V252H203ZM206 253V252H205ZM229 253V252H228ZM21 254V253H20ZM24 254V253H23ZM27 254V253H26ZM29 254H31L29 252ZM73 254V253H72ZM71 254V255H72ZM76 254V253H75ZM80 254V253H79ZM82 254V253H81ZM201 254V253H200ZM209 254V253H208ZM232 254V253H231ZM256 254V256H252ZM8 255V254H7ZM11 255V254H10ZM19 255V254H18ZM53 255H56L53 254ZM68 255V251L67 254ZM78 255V254H77ZM91 255V254H89ZM113 255V254H112ZM119 255V254H118ZM117 255V256H118ZM161 255V254H160ZM159 255V256H160ZM165 255V254H164ZM171 255V254H170ZM182 255V254H181ZM205 255V254H204ZM230 255V254H229ZM238 255V254H237ZM58 256V255H57ZM86 256V254H85ZM93 256V254H92ZM184 256V255H182ZM21 257V256H19ZM73 257V256H72ZM84 257V256H83ZM97 257V256H96ZM150 257V256H149ZM153 257V256H152ZM155 257V256H154ZM172 257V256H171ZM177 257V256H176ZM175 257V258H176ZM179 257V256H178ZM181 257V256H180ZM214 256H212L213 258ZM216 257V256H215ZM228 257V256H226ZM234 257V256H233ZM240 257V256H239ZM34 258V257H33ZM39 259L41 257H38ZM59 258V257H58ZM117 258V257H116ZM126 258V257H125ZM166 258V257H165ZM174 258V257H173ZM191 258V257H190ZM202 258V257H201ZM242 258V257H241ZM28 259V258H27ZM26 259V260H27ZM38 259V260H39ZM43 259V258H42ZM68 259V258H67ZM90 259V258H89ZM96 259V258H95ZM182 259V258H181ZM188 259V258H187ZM208 259V258H207ZM216 259V258H215ZM239 259V258H237ZM21 260V259H20ZM36 260V259H35ZM59 260H61L59 258ZM79 260V259H78ZM93 260V259H92ZM100 260V259H99ZM107 260V259H105ZM122 260V259H121ZM128 260V259H127ZM159 260V259H158ZM163 260V259H162ZM161 260V261H162ZM171 260V259H170ZM173 260V259H172ZM176 260V259H175ZM200 260V259H199ZM227 260V259H226ZM232 260V259H231ZM234 260V259H233ZM232 260V261H233ZM21 260L20 262H22ZM44 261V260H43ZM41 261V262H43ZM94 261V260H93ZM103 261V260H102ZM126 261V260H125ZM155 261V259H154ZM183 261V260H182ZM181 261V262H182ZM207 261V260H206ZM211 261V259H210ZM235 261V260H234ZM50 262V260H49ZM53 262V261H52ZM68 262V261H67ZM72 262V261H70ZM82 262V261H80ZM116 262L118 263L117 259ZM115 262V264H116ZM156 262V261H155ZM201 262V261H200ZM204 262V260H203ZM154 263V262H153ZM160 264V262H158ZM167 263V262H166ZM185 263V262H184ZM211 263V262H210ZM233 263V262H231ZM20 264V263H19ZM83 264V262H82ZM85 264V263H84ZM96 264V263H95ZM182 264V263H181ZM189 264V263H188ZM217 264V263H216ZM223 264V263H222ZM228 264V263H227ZM242 264V263H241Z\"/></svg>","mask_w":264,"mask_h":264}]
</instances>
